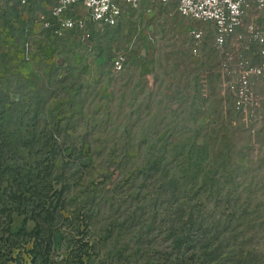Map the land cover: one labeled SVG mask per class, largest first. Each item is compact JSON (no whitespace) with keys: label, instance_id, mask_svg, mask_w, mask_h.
I'll return each mask as SVG.
<instances>
[{"label":"rangeland","instance_id":"1","mask_svg":"<svg viewBox=\"0 0 264 264\" xmlns=\"http://www.w3.org/2000/svg\"><path fill=\"white\" fill-rule=\"evenodd\" d=\"M57 3L0 0V124L16 164L50 168L23 215L1 213L0 264H264V95L252 80L245 111L235 90L264 15L223 50L177 2L124 6L116 26L75 7L89 40L44 28ZM23 221L43 234L21 242Z\"/></svg>","mask_w":264,"mask_h":264},{"label":"built area","instance_id":"2","mask_svg":"<svg viewBox=\"0 0 264 264\" xmlns=\"http://www.w3.org/2000/svg\"><path fill=\"white\" fill-rule=\"evenodd\" d=\"M151 0H58L57 5L51 11V19L41 16L40 21L44 28L49 29L51 20L58 22V33L66 30L79 29L83 32L84 39L91 38L86 30V20L82 17L67 16L65 14L75 7H83L93 22L104 26H116L122 15L123 7H141ZM161 4H169L173 0H156ZM21 5L28 4L29 0H19ZM178 12L185 18L198 22L212 23L215 27V43L218 48L225 49L236 42L243 40L239 30L243 28L246 15L249 10H256L264 15V0H176ZM193 37L201 41L204 33L201 30H194ZM251 40L258 44L260 62L258 65H250L241 62L243 74L238 88L241 100L239 109H244L251 97V82H261V90L264 95V32L251 31ZM126 56L119 54L114 62V68L120 72L126 63ZM246 111V110H245Z\"/></svg>","mask_w":264,"mask_h":264},{"label":"trees","instance_id":"3","mask_svg":"<svg viewBox=\"0 0 264 264\" xmlns=\"http://www.w3.org/2000/svg\"><path fill=\"white\" fill-rule=\"evenodd\" d=\"M20 114L23 116L22 112H20ZM10 118L13 117L10 116ZM4 119L7 118L2 115L0 124V218L1 213H5L6 211H9V213L10 211L12 213L14 211H18V216L23 215L24 212L27 211L28 207L27 197L31 193L35 195L36 188L38 187V185H40L39 182H37L38 179H35L37 177L33 174V171L36 168L41 169L42 166L44 170H50L48 165H43L39 163L37 164V166H23L16 164L14 159L18 157L12 143L14 142V140H10L9 137L10 134L16 133L17 129L12 130V132L7 129L3 123ZM43 132L45 135H49L48 137L50 139H53V137L55 136V127L44 130ZM17 142L22 145L20 141ZM19 150L21 149L16 148V151ZM36 209L37 208L30 210L33 216L36 213ZM62 210L63 209H61V211ZM64 215L65 214H62V212H60L59 221H65L67 219L64 217ZM11 224L13 223H10L6 231H9L11 229ZM34 231H36V233ZM46 231L48 239L51 241V236L53 234L52 227H46ZM21 234H23L24 236H21ZM31 234L40 236L41 234H43V229H40L39 225H35L33 230H30L27 226V223L23 221L22 224H20V228L17 230V236H19V239L21 240V242H23L24 237ZM42 237L46 238L47 236Z\"/></svg>","mask_w":264,"mask_h":264},{"label":"crops","instance_id":"4","mask_svg":"<svg viewBox=\"0 0 264 264\" xmlns=\"http://www.w3.org/2000/svg\"><path fill=\"white\" fill-rule=\"evenodd\" d=\"M171 2H176V0H173V1H171Z\"/></svg>","mask_w":264,"mask_h":264}]
</instances>
